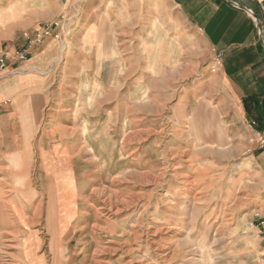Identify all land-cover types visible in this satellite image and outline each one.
<instances>
[{
	"label": "rangeland",
	"instance_id": "rangeland-1",
	"mask_svg": "<svg viewBox=\"0 0 264 264\" xmlns=\"http://www.w3.org/2000/svg\"><path fill=\"white\" fill-rule=\"evenodd\" d=\"M75 1L50 0L61 6L50 7L49 21L84 8ZM121 9L120 22L105 17L99 36L85 39L87 55L66 46L80 49L79 25L65 47L45 38L55 41L56 63L50 79L49 70L35 76L48 79L51 97L24 114L30 161L0 165V264H264L254 223L264 210V149L250 143L258 129L242 101L261 98L264 65L228 71L230 85L211 76L219 66L211 70L209 54L152 68L144 26L127 20V3ZM12 42L1 36L0 53ZM24 44L12 58H27L15 55ZM103 47H120L118 59Z\"/></svg>",
	"mask_w": 264,
	"mask_h": 264
},
{
	"label": "crops",
	"instance_id": "crops-1",
	"mask_svg": "<svg viewBox=\"0 0 264 264\" xmlns=\"http://www.w3.org/2000/svg\"><path fill=\"white\" fill-rule=\"evenodd\" d=\"M49 2L50 0H8L0 8V13L6 15L4 22L8 19L0 37L15 40L9 44V50L6 51V55L9 56L6 60V73L5 70L0 71V105L9 98L11 102L0 112V165L4 163L3 160H12L23 165L30 161L27 140L32 138V133L29 120L23 119L24 114L26 112L28 115L31 109L40 110L41 103L47 97H51V94H46L48 79L41 81L35 79V76L37 72L43 70H49L50 75H47L49 79L52 76L51 72L54 71L56 63L53 61L56 53L55 41L45 39L41 44L33 46L24 61L12 58L14 48L25 43L22 32L24 30L32 32L37 23L46 20L45 18L49 21L52 17L48 13L51 6L60 10V3L50 5ZM83 2L84 8L80 7L81 14L76 21L78 24L75 25H79L76 28L82 32L81 45L80 49H72L74 46L72 43L66 45L71 49L68 51L71 55L90 53L91 51L83 49L85 39L87 42L90 33L91 36H99L97 31L100 27L103 28L105 17L120 22L119 17L123 11L121 7L127 3V20L139 21V24L144 26L143 36L146 37L144 45L147 58H150L147 61L152 63V68H158L163 63L185 60L191 55L197 57L205 54H209V59L215 64L218 56L221 65L217 67V73L211 76L217 74L214 77L216 79L224 77L227 85H230L229 80L232 79L226 76L230 70L258 71L263 68L264 47L257 34L256 21L264 22V4L257 0H83ZM107 2L112 3L113 8H109L107 4L105 12L99 14L98 7ZM2 3L0 5H3ZM95 19L96 28L91 32L94 28L91 23ZM76 32L74 34H78ZM104 48L101 54L114 55L111 58L118 59L116 54L121 52L120 47H114L112 50ZM243 55L247 57H242ZM230 62L237 64H229ZM12 70H17V73L8 74ZM244 77L248 78L247 74ZM258 83L254 81L249 86ZM54 94L53 98L56 97ZM232 101L238 102L234 110L235 115L242 117L244 110L240 98L234 97ZM12 106L17 108L14 110ZM29 143L32 145L31 141ZM257 157L264 168V150Z\"/></svg>",
	"mask_w": 264,
	"mask_h": 264
},
{
	"label": "built area",
	"instance_id": "built-area-1",
	"mask_svg": "<svg viewBox=\"0 0 264 264\" xmlns=\"http://www.w3.org/2000/svg\"><path fill=\"white\" fill-rule=\"evenodd\" d=\"M259 3L264 4V0H257ZM79 2L75 1L74 6ZM79 10L74 7L71 14L60 15L57 19L49 22H39L33 30L32 33L24 32L23 36L25 39V44L15 52L18 60H23L27 57L29 50L41 43L43 39L52 37L53 39L62 43L61 45L65 47V37L70 33L71 29L75 26L76 19L79 16ZM6 54L0 55V68L4 66V61ZM221 65L220 58L216 57V63L212 66L211 70L215 71L217 66ZM254 125L255 122L251 121ZM250 143L254 144L257 148L264 149V132L261 130H256L255 135L250 138ZM251 152V148H246L245 153ZM254 223L259 229V234L264 237V210H259L254 213Z\"/></svg>",
	"mask_w": 264,
	"mask_h": 264
},
{
	"label": "trees",
	"instance_id": "trees-1",
	"mask_svg": "<svg viewBox=\"0 0 264 264\" xmlns=\"http://www.w3.org/2000/svg\"><path fill=\"white\" fill-rule=\"evenodd\" d=\"M242 101L247 116L256 119H252L255 122V127L264 131V92H262L261 98L257 94L252 93L244 97Z\"/></svg>",
	"mask_w": 264,
	"mask_h": 264
},
{
	"label": "water",
	"instance_id": "water-1",
	"mask_svg": "<svg viewBox=\"0 0 264 264\" xmlns=\"http://www.w3.org/2000/svg\"><path fill=\"white\" fill-rule=\"evenodd\" d=\"M231 1V0H229ZM241 8H244L243 6L239 5ZM257 27H258V36H259V39H260V42L264 45V39H263V35L261 33V28H260V24L257 23Z\"/></svg>",
	"mask_w": 264,
	"mask_h": 264
},
{
	"label": "bare ground",
	"instance_id": "bare-ground-1",
	"mask_svg": "<svg viewBox=\"0 0 264 264\" xmlns=\"http://www.w3.org/2000/svg\"><path fill=\"white\" fill-rule=\"evenodd\" d=\"M79 10V9H78ZM79 13H80V10H79ZM80 15V14H79ZM79 17V16H78ZM44 158H46V155H44ZM44 160V159H43ZM50 213V212H49ZM57 214V213H56ZM37 263V262H36Z\"/></svg>",
	"mask_w": 264,
	"mask_h": 264
}]
</instances>
